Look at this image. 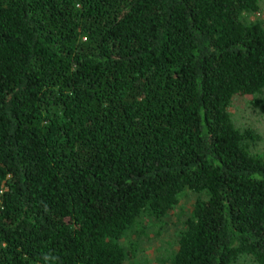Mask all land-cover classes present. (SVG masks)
Wrapping results in <instances>:
<instances>
[{"label":"trees","instance_id":"1","mask_svg":"<svg viewBox=\"0 0 264 264\" xmlns=\"http://www.w3.org/2000/svg\"><path fill=\"white\" fill-rule=\"evenodd\" d=\"M261 0H0V264H142L130 232L190 191L161 264H264ZM128 245V247H127Z\"/></svg>","mask_w":264,"mask_h":264},{"label":"rangeland","instance_id":"2","mask_svg":"<svg viewBox=\"0 0 264 264\" xmlns=\"http://www.w3.org/2000/svg\"><path fill=\"white\" fill-rule=\"evenodd\" d=\"M246 23L261 22L264 26V0L258 13L244 14ZM235 127L241 132L251 131L255 138L245 143L250 152L264 158V92L255 95H236L228 108ZM195 196L188 190L179 195L178 204L163 219L143 216L130 232L138 246L142 264H161L178 249V234L184 221L193 211ZM128 247V245H127ZM234 264H253L249 256L240 257Z\"/></svg>","mask_w":264,"mask_h":264}]
</instances>
